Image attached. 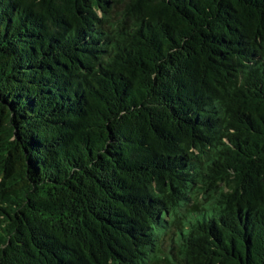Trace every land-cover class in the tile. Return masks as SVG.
I'll return each instance as SVG.
<instances>
[{
	"label": "trees",
	"instance_id": "trees-1",
	"mask_svg": "<svg viewBox=\"0 0 264 264\" xmlns=\"http://www.w3.org/2000/svg\"><path fill=\"white\" fill-rule=\"evenodd\" d=\"M0 264H264V0H0Z\"/></svg>",
	"mask_w": 264,
	"mask_h": 264
}]
</instances>
